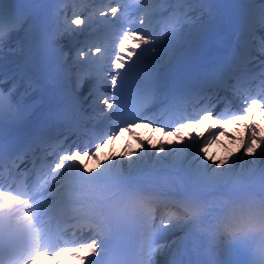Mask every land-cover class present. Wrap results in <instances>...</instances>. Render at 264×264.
<instances>
[{
	"label": "snow or ice",
	"instance_id": "obj_1",
	"mask_svg": "<svg viewBox=\"0 0 264 264\" xmlns=\"http://www.w3.org/2000/svg\"><path fill=\"white\" fill-rule=\"evenodd\" d=\"M88 2L99 3L103 7L93 9L92 15L85 19H81L80 14H74L69 22L65 16L63 22L57 21L44 33L41 41L42 47L54 53L59 62L66 65L72 73L70 79H74V84L66 97V104L82 115L87 114L89 108L96 111L94 103L103 104L108 110L106 113L100 110L104 119L118 117L99 136L102 143H107L108 139L114 140L118 135V128L123 130L126 126L131 130L134 124L140 123L149 127L158 126L161 131L177 135L183 148L166 145L164 141L151 144L150 147L156 150L157 155L149 165L148 157L151 153L141 140L139 143L144 149L142 153H127L130 157H136L135 160L128 161L127 172L114 171L119 170L121 164L112 163V157H109L108 163L102 162L100 170L96 172L87 165H80L77 159L80 156L95 158L92 147L81 148L80 144H74L63 148L64 142L60 141L43 158L37 170L36 181L19 192L14 190V187H19L15 172L19 170L18 162L21 157L17 154L7 168L11 180L8 187L3 188L0 181V264H35L40 256H60L64 253L79 258L80 264H130L126 255L113 244V237L131 221L133 213L147 230V234L153 237L155 245L140 253L137 264H193V261L183 259L187 251L185 241L188 236L196 234L192 230L199 228L202 220L210 215V210L205 209L200 200V193L209 189H223L225 192L222 194H239L241 198L259 196L260 199L249 205L247 217L233 214L221 221L231 231L234 243L226 246L224 259L212 258L204 264H245L242 257L249 250L256 231L262 239V245L253 253L256 258L252 260V264H264V135L260 134L264 129L255 124L249 111L253 105H257L264 112V59L258 65L260 72L249 77L248 66L252 63V56L250 44L246 42L237 53V62L230 71H226L223 66H216L204 81L188 83L185 78L161 71L165 54L176 43L179 35L177 25L182 17H177L163 36H158L154 31L148 30L155 19L153 12H145L138 20L129 22L126 0ZM171 2L172 0H153L158 5L171 6ZM175 2L181 5H210L213 0ZM247 2L254 5L257 0ZM26 3L35 6L40 0H26ZM258 3L259 8L254 9L256 16L253 18V37L259 34V40L256 41L258 56L264 57V0H258ZM97 14L103 19H96ZM25 23L23 13L13 0H0V61L6 41ZM93 24L108 29V47L88 45L80 41L79 37L84 30L91 28ZM256 24L259 28H255ZM73 25L77 27L73 28ZM81 25L84 27L81 28ZM129 40L136 44V48L126 47L125 42ZM245 79L250 83L259 79V90L242 89L240 83ZM14 91L15 86L5 91L3 67L0 63V173L4 170L6 154L11 156V145L5 143V117L7 116L9 125L25 118L26 109L22 107ZM221 91L226 94L231 91L233 99L221 97ZM129 93L148 95L156 102L152 108L130 112L120 100ZM189 100H194L192 111L184 114L188 112ZM154 108H159L162 114L175 112L179 115L173 124L166 125L153 112ZM55 115L58 116L59 113ZM205 118L210 121L206 129L208 136L190 132L185 140L181 130L198 128ZM228 119L236 122L249 121L244 125L245 134L240 137L237 152L254 157V160L246 162L244 155H240L239 170L235 167V156L216 162L205 150L211 140L215 139V135L223 131V123ZM217 125L220 126L218 129ZM35 139L36 137L32 138L29 147ZM102 143H96L95 149H99ZM56 148L63 150L57 151ZM160 152L165 155L159 156ZM169 157L175 161L173 165L166 163ZM156 162L162 167L157 168ZM245 163H254L257 168H245ZM169 167L180 173L182 182L189 189L177 202V206L185 210L186 216L169 215L163 220L162 227L152 232L151 212L147 206L154 197L146 192L140 181L153 172ZM33 169H36L35 161ZM27 171L31 172L32 169ZM85 191L99 193L100 197H84L81 193ZM109 191L111 195H104ZM43 201L53 207H47ZM67 204L79 205L80 212L71 218L76 224L71 235L65 238L64 232L59 229L53 231L48 227L44 217L49 213L55 215ZM164 206L168 207L167 204ZM169 233L173 236L184 233V239L178 237L157 243ZM73 249H79L84 255L78 256ZM169 252L171 257L163 262L156 258Z\"/></svg>",
	"mask_w": 264,
	"mask_h": 264
},
{
	"label": "rangeland",
	"instance_id": "obj_2",
	"mask_svg": "<svg viewBox=\"0 0 264 264\" xmlns=\"http://www.w3.org/2000/svg\"><path fill=\"white\" fill-rule=\"evenodd\" d=\"M55 1H57V3H55ZM148 1L147 0H129L127 2L128 5V9H129V14H128V20L129 22H131L133 19H137L141 14H144L145 12H153V14L155 15V19L153 20V23H160L159 25H155L154 27H150V31H154L158 36H163L164 31L166 30V28L170 27L173 25L174 21L176 20V18L182 17V19H180V23L177 25V31L179 33L177 40L178 42L175 43L174 47H175V54L171 53L172 55H170L169 57H166L163 59L162 64L163 66H165V69H169L170 66L175 63V61L181 59V55L183 56H188L189 53H192L196 46H200V45H194L196 43L199 44V41H201V37L204 35V33L209 29L210 24L212 25V32H216L218 29L221 30L223 28L226 27H230L231 31L228 37L224 38L222 41H218L217 39H209L207 38L205 42H201L203 44H201L207 51L209 50L208 53L216 54V58H220L225 56V53L227 51L228 54H233V52L235 50H239L241 48L242 45H244L246 42H248L250 45L251 44H255L256 41L259 40V38L257 36L253 37V34H250V30L252 28H254L253 26V14L255 12H251V8H249V3L247 2V0H213L212 4H183V5H179L178 9L176 8V10L174 11H170L167 9L166 5H157V6H153V8H146ZM59 10H65V7L62 5L61 0H42V2L37 6V8L34 9L35 14H37V17L35 18V20L31 23V19L29 18V16H27L28 14V10H24L21 11L23 13L24 19L26 20V23L24 24V29L28 27H32L31 29L28 30V32L24 31V34L20 37V39H25L27 38L28 34L33 31L36 27V25H40V31L42 30V34L40 36V39L42 41V37L44 35V33L46 31H48L51 27L54 26V22L53 20L56 22V15L58 14ZM157 10V11H154ZM184 12V13H183ZM185 13H189L188 15H185ZM213 14H216L218 16L217 20L213 19ZM247 15L250 16L251 19H244L243 21L241 20L243 15ZM29 15V14H28ZM54 15V16H53ZM41 16V17H40ZM53 16V18H51ZM66 16V15H65ZM65 16H63L61 18V21L65 19ZM68 17V14H67ZM159 19V21H157ZM58 21V19H57ZM162 27H161V26ZM258 25V24H256ZM255 25V26H256ZM101 31L99 32V37L97 38V41L94 44H88V45H99V46H103V47H108L109 43H108V38L106 36V33L108 32V29L104 28L103 26ZM15 33V32H14ZM13 38H19V35L17 33L13 34ZM80 41H83L84 43H89V42H93L94 37L93 38H79ZM191 43V44H189ZM189 44V45H188ZM41 45V43H40ZM126 47H131V48H136V44L129 40L125 42ZM5 46L12 48L13 51H15V48H17V44H5ZM42 47V45H41ZM43 48V47H42ZM258 49V48H257ZM44 54L42 55V57H37V61L34 63L35 66L38 67L37 68L39 71L45 70V72L43 73V75H45L44 80H42L41 78H36L35 80H24V81H20V77H24L23 74V70H24V66H22L21 68V64L18 63L17 61H15V59L10 60V58L15 57L14 55H10V57L4 58V52H3V57H2V61H7L8 60V64L7 65H3V70L5 71H12L15 73V77L16 79L10 80L9 82H7V78H5L3 76V84L5 86V89L10 88L15 86V90L18 88L19 90L14 91V95L18 98V100L20 101V103H25V102H29L30 104H32L31 101L35 100L34 94L33 92L36 91L37 89L40 88V82L44 83V86L41 87L42 89H44V91L46 90V92H49V89L52 90H56V84L54 82V77L51 76L50 80H49V73L50 70H47V68L50 67H45V68H41L40 63L47 61L49 64L51 63H55V66L57 68L52 69L51 72L55 73L59 70H61L64 74H65V66L66 65H62L59 60L57 59V57L55 55H50V57L48 59H46V55L49 53L48 51H46L44 48ZM88 50L87 47H85V51ZM174 51V48H173ZM205 51V50H204ZM236 54L238 52H235ZM258 53V52H257ZM257 53H255L254 55H256ZM168 54V53H167ZM53 59H51V57H53ZM182 56V57H183ZM262 58V57H261ZM264 58V57H263ZM259 60V59H258ZM260 62V60H259ZM11 64V65H9ZM16 67H20V69L22 70V72L17 71ZM167 73V71L165 72ZM64 76L61 75V79ZM28 78H31V76L29 75ZM26 82V83H24ZM16 84H19L20 87H16ZM27 84V85H25ZM37 85V87H36ZM23 90V92H22ZM40 92V90H39ZM19 93V95L17 96V94ZM43 93V92H41ZM27 94H29L30 96H27ZM27 100V101H26ZM33 106V105H31ZM257 105H253L252 109H254V111H257ZM30 109V107H29ZM241 124V122H240ZM263 124V123H261ZM232 128V127H231ZM261 129H264V127H262ZM261 135H264V132L260 133ZM208 136V134H207ZM136 142L139 143V141L143 140L142 135H139L136 139ZM237 142V141H236ZM239 142V144H238ZM237 142L238 145H236L235 147H231L229 148V156H234V152H236L237 148L240 145V139ZM145 146L147 147V144H145ZM134 146H132V148L129 150L130 152H137V150H142L144 151V149L141 148V144L139 145V149H135L133 148ZM183 148V147H182ZM124 152V151H123ZM209 153H211V156L216 159L218 154H214V150L209 151ZM237 153V152H236ZM159 156L163 157L165 155V153L160 152L158 154ZM179 155V154H177ZM240 155H244L245 161H252L254 160V158L252 157H248L246 154H243L242 152H240ZM238 155V157L240 156ZM107 157V156H106ZM150 157V156H149ZM148 157V158H149ZM109 158V157H107ZM106 158V159H107ZM132 158V159H131ZM191 157H189L190 159ZM98 159V158H97ZM113 159H115L116 163H120L121 166H123V161H128L129 160H135V157H127V153H125V155H122L121 153H115ZM155 161V160H154ZM154 161H150L151 165ZM109 162V160H108ZM114 162V161H113ZM106 163V162H105ZM159 164V162H156ZM166 163L168 165H173L175 163V161L173 160L172 157H169L166 160ZM237 164H238V160H237ZM157 166V168L162 167ZM249 168L248 169H252L254 167L257 168V165L254 163H248ZM241 167L240 166H236V169L239 170ZM245 167V166H244ZM247 168V166L245 167ZM165 175H168V185H171L169 180L171 179L172 181V185H173V191L176 192H181V197L182 195L189 190L188 187L182 182L180 173L178 171L173 170L172 168H166L163 170ZM179 181L181 182V184H179ZM258 190V189H257ZM225 190L221 189V190H216L213 191L211 189L209 190H205L204 192L200 193V199L203 202V206L205 209H207L208 206H214L213 203H208V205L206 203V199H215V198H226V197H230L231 201L236 202L238 200H240L241 203L244 202H258L260 197L256 196V197H251V198H241V196L239 194H234V193H227V194H222L224 193ZM177 197V196H175ZM180 197V199H181ZM213 197V198H212ZM244 199V200H241ZM239 202V203H240ZM186 213V212H185ZM186 216V214H183L182 217ZM172 235V234H171ZM252 264V261L251 263Z\"/></svg>",
	"mask_w": 264,
	"mask_h": 264
},
{
	"label": "bare ground",
	"instance_id": "obj_3",
	"mask_svg": "<svg viewBox=\"0 0 264 264\" xmlns=\"http://www.w3.org/2000/svg\"><path fill=\"white\" fill-rule=\"evenodd\" d=\"M128 1L129 0H126V3ZM105 2L107 3L108 0H105ZM55 3H57V1H55ZM61 3L65 7V10L64 11L63 10H59L58 14L56 15V22H57V19H58L59 22H63V20L61 21V18L63 16H65V15L67 16V14H68V20H69V22H70V20L72 18H74V14H80L81 15V19H85V18H87V17L90 16L91 10L94 7H97V5H95L93 7L92 6V3L88 2V0H84V2H81V0H64V2H61ZM154 5H155V3L152 2V3L149 4L148 7H151V6H154ZM37 6L38 5H35V6H33V8H37ZM99 6H103V5L98 4V7ZM113 6H115V4H113ZM72 8H75L77 10L76 11H73V10H71ZM249 8H251V12H254V9H258L259 8L258 0H257V3H255L254 5H250L249 4ZM169 10L170 11H173V13H174V11L176 10V7L171 6ZM28 14L31 16V20H33V18L35 17V12H31V13H28ZM253 15H254L253 16V18H254L256 16V13H254ZM53 16L51 18H53ZM217 18H218V16L216 14H213V19L214 20H217ZM244 19H251V18H250V16H247V15L244 14L242 16L241 20L243 21ZM157 21H159V19ZM53 22L56 23L54 20H53ZM212 25L210 24L209 29L201 37L202 39H201V41H199V44L196 43L194 45H201L202 44L201 42L202 41L205 42L207 38H209V39H217L218 41H222L224 38H226V37L229 36L230 31H231V28L230 27H226V28H223L221 30L218 29L216 32L211 33L212 32ZM72 27L73 28H76L77 26L76 25H73ZM80 27L82 28L83 25H81ZM171 27L172 26L166 28V30L170 29ZM255 28H259V25H256ZM24 31H25L24 27L20 28V30L18 32H15V33H17L19 35V38H13V34H15V33H13L12 34V37L8 41H6L5 44H10V43L11 44H13V43L14 44H17V48H15V51H13L12 48L7 47V46H4L3 52L6 53L5 55H9L10 53H16L17 51H18V54H20L24 50V44H27V43H25V40L26 39H24V40L23 39H20V37L24 34ZM165 31H164V33H165ZM253 32H254V28H252L249 33L250 34H253ZM164 33H163V35H164ZM255 36H257L259 38V34L255 35ZM176 42H178V41H176ZM189 44H191V43H189ZM201 47H203V46H196L194 52H192L193 55H189L188 57L195 58L198 55V51H199V49H201ZM173 48H174V51H173ZM173 48H172L171 51H168L167 52L168 54L167 53L165 54L164 58L169 57L170 55H172L171 53H174L175 52V47H173ZM240 49L239 50H235L233 52V54H236L235 52H239ZM250 50H251V56H252V63L249 65V67H251V72H250L249 75L251 77L252 75H256L257 73L260 72V69L256 68L254 62L257 59H261V57L258 56V53H257L258 52V49H257V44L256 43L250 45ZM255 53H257V54L254 55ZM233 54H231L230 56L232 57ZM235 57H233L234 60L232 62V65H235L236 62H237ZM31 58H32V53L28 52L26 55H24V56L20 57L19 59H17V62H26L28 70L33 74V67L31 65ZM183 58H186V57H183ZM9 65H11V64H9ZM219 65H221V63H219ZM224 68H225L226 71H230L232 67L226 66ZM164 70H165V66H163V64H162L161 71L163 72ZM34 74L32 75V77L34 76ZM71 75H72V73H71ZM3 76L5 78H7L6 79L7 82H9L10 80H13L14 81L16 79L15 73L12 72V71H3ZM68 80L71 81V82L74 81V79H70V78ZM255 82L257 83L256 85H254ZM233 83H235V82L233 81ZM259 83H260L259 79L255 80L254 82H251V83L249 82V80H242L241 83H240V87L242 89H248L250 87H255L256 88V91H258L259 90ZM16 87H20L19 84H16ZM16 90L18 91L19 89L17 88ZM5 91H7V89H5ZM22 92H23V90H22ZM18 95H19V93L17 94V96ZM220 95H221V97H225L226 100H232L233 99L232 94H231V91L227 92V94L224 91L223 92H220ZM27 96H30V95L27 94ZM42 96H44V93H42ZM193 103H194V100H189L188 101V112L187 113H184V114L191 113V111H192L191 105ZM21 105H22L23 108L26 109V111H28L27 108H28L29 102L28 103L25 102L24 104L21 103ZM153 111H155V110H153ZM175 115L178 116L179 113H175ZM260 115H263L264 116V112H260ZM240 122L233 121L232 119H228L226 122H224L223 123V131L218 132V134L215 135V139L211 140V143H209L208 146H207V148L205 149L209 156H211V153H209V151H211V150L212 151L214 150V154L219 153L218 156H217V158L214 159L216 162H218L219 160H222L225 157H228L229 156L228 151H229L230 146L231 147H235L236 145L239 144L238 141H239L240 136H241V133H242L241 130L243 129L241 127L242 125L240 124ZM202 124L204 125L205 122H203ZM7 125H9V123H8V118L6 116L5 117V128H7L6 127ZM208 127H209V125H208ZM216 127L218 129L220 126L217 125ZM263 127H264V125H263ZM142 129L146 132V138L148 139V141L154 139L155 136L158 135V141L159 140L160 141H164L166 145H172V146H176V147H179V148H182L183 147V144L180 143L179 137L177 135H170V134L167 133V131L158 130V129H160L159 127L143 126ZM196 129L197 128H195L193 130L195 131ZM117 131H118V135L116 136V138L114 140L111 139L110 142L107 141V143H104L105 144L104 149L105 150H108L110 152V154H111L110 157H112L114 155V153H117V152H119V154L120 153L121 154L131 153L129 150L132 148V146H133L132 142L135 140L134 139L135 132H132L131 133V136L132 137L129 138V139H132V140L131 141H127L125 143V145L120 146L119 145L120 139H121L120 136L124 133L125 129H123V130L117 129ZM181 133L184 134L185 140H187V137H188V134H189L188 133V129H183V131ZM207 134L208 133L206 132L205 133V136H207ZM74 137H75V134H72L71 130H66L59 137H57V138H51V139L46 140L44 142V144L42 145V147L39 150H33L34 151L33 152V157L36 154H39L40 153V157L42 158V161H43V158L48 154V152H51L52 151V148L55 147V145L58 142H60V141H63L64 142L63 143V148H67L71 144L72 145H74V144H80V146L83 148L85 146V144H86V140L83 141V142H80L79 139L77 138L75 141H71L72 139H74ZM57 139L59 141L56 142V143H54V141L57 140ZM70 141H71V143H70ZM236 141L238 142V144H237ZM96 143H102V141L97 140L95 142V144ZM153 144H156V142H154ZM135 146H136L137 149H139V145L137 143L134 144V147ZM56 150L57 151H61L63 149L62 148H56ZM147 151L149 153H151V157L152 158H155L156 157V155H157L156 150L152 149L151 147H147ZM142 152L143 151L140 150V149L137 150V153L138 154L139 153H142ZM236 152H237V150H236ZM236 152H234V156L236 157V164H237V160H238L237 166H240L239 157H238V155H240V152L239 153L238 152L236 153ZM127 157H128V155H127ZM151 157H150V159H151ZM48 158L50 159L51 157H48ZM252 158H254V157H252ZM96 166H98V165H96ZM244 166L245 167L247 166V168H249L248 163H245ZM89 168H91V166ZM127 170H128V168L126 166H125V168H120L119 170L114 169V171H123V172H127ZM153 175H155L154 172L151 173L150 175H147L146 177H144L140 181V183L142 185H146L147 183L150 182L149 180H151V178L153 177ZM152 181H153V178H152ZM162 203H164V204H162V205L157 204L156 201H154L153 203H151V204L156 205L154 208L158 210L157 211V215L155 214V216H157L158 218H160L159 220H157L158 221V223H157L158 228L162 227L163 220L167 216H169V215L178 216L177 214L179 212H181V211L184 210L183 208L177 206V203L174 204L172 202H167L168 204L167 203L166 204L168 205V207H165L164 206L165 205V202H162ZM227 214H228V211H227V208H225L224 211H223V213H222V217H221V219L223 221L225 220ZM209 223H210V221L207 223V228H205V229L203 228L201 230V232L199 233V235L202 234L203 236H205L206 238H208L209 241H211V240H215L213 238L215 234L212 233V231L209 229L211 227ZM67 225L70 227L69 231H72L74 225H72L70 222L67 223V224H65V227ZM158 228H157V226L154 227V231H156ZM171 240H173V237H170V238L164 237L163 240H159L158 243H160V242H168V241H171ZM228 240H229V242L231 244L234 243L232 236L228 237Z\"/></svg>",
	"mask_w": 264,
	"mask_h": 264
}]
</instances>
